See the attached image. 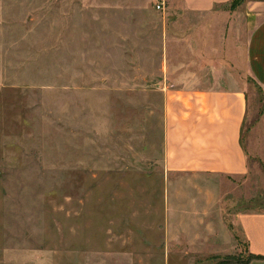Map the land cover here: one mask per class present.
Instances as JSON below:
<instances>
[{
    "label": "rangeland",
    "instance_id": "obj_1",
    "mask_svg": "<svg viewBox=\"0 0 264 264\" xmlns=\"http://www.w3.org/2000/svg\"><path fill=\"white\" fill-rule=\"evenodd\" d=\"M255 1L0 0V264L249 258L236 218L264 212ZM212 88L246 94L245 175L168 168L167 119L192 120L194 90Z\"/></svg>",
    "mask_w": 264,
    "mask_h": 264
},
{
    "label": "crops",
    "instance_id": "obj_2",
    "mask_svg": "<svg viewBox=\"0 0 264 264\" xmlns=\"http://www.w3.org/2000/svg\"><path fill=\"white\" fill-rule=\"evenodd\" d=\"M234 1L182 0V3L188 12L210 14ZM254 5L258 6L255 15L264 14V1H255ZM246 65L248 74L264 91V18L253 29L247 42ZM194 91L197 97H202L198 114L186 122L167 119L169 170L245 175L248 172V157L242 143V127L247 110L246 94L240 89ZM236 223L247 244L248 255L262 257L248 264H264V212L241 213Z\"/></svg>",
    "mask_w": 264,
    "mask_h": 264
},
{
    "label": "trees",
    "instance_id": "obj_3",
    "mask_svg": "<svg viewBox=\"0 0 264 264\" xmlns=\"http://www.w3.org/2000/svg\"><path fill=\"white\" fill-rule=\"evenodd\" d=\"M238 1H240V0H235L234 2H232V5H236V3ZM253 259H262V257H256V256H253V255H250L249 258L246 259V260H232V258H231L230 260H223L219 264H234V263L248 264Z\"/></svg>",
    "mask_w": 264,
    "mask_h": 264
},
{
    "label": "built area",
    "instance_id": "obj_4",
    "mask_svg": "<svg viewBox=\"0 0 264 264\" xmlns=\"http://www.w3.org/2000/svg\"><path fill=\"white\" fill-rule=\"evenodd\" d=\"M164 5H165V4H162L163 8H164ZM159 8H161V7H159Z\"/></svg>",
    "mask_w": 264,
    "mask_h": 264
}]
</instances>
